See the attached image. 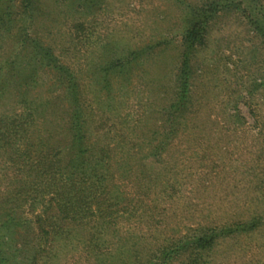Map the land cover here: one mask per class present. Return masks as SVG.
Instances as JSON below:
<instances>
[{
    "label": "rangeland",
    "instance_id": "rangeland-1",
    "mask_svg": "<svg viewBox=\"0 0 264 264\" xmlns=\"http://www.w3.org/2000/svg\"><path fill=\"white\" fill-rule=\"evenodd\" d=\"M1 4L0 264H264V0ZM73 112L111 216L45 243L53 195L25 163L72 157Z\"/></svg>",
    "mask_w": 264,
    "mask_h": 264
},
{
    "label": "trees",
    "instance_id": "trees-1",
    "mask_svg": "<svg viewBox=\"0 0 264 264\" xmlns=\"http://www.w3.org/2000/svg\"><path fill=\"white\" fill-rule=\"evenodd\" d=\"M0 0V28L7 30V22L4 20L5 12L3 11ZM20 3L26 8L24 11L29 10L33 4L34 0H19ZM3 14V15H2ZM198 28L193 27L189 29L185 35V42L190 45L191 42L195 41L197 38ZM41 49V48H40ZM42 51V58L48 62L47 65H52L55 63V58L48 50ZM36 54V52H35ZM187 65L186 61L182 64L180 86L183 91L182 94L188 90V70L185 68ZM73 94V92H72ZM180 96V100H183L185 96ZM74 101L76 98H72ZM76 112L71 114V127L72 132V142L71 148L73 150L72 157L64 162V159L60 157L61 150H56L52 152L51 157L41 155V151L36 149V153L42 157L38 160V164H34L33 154L34 150L18 152V157L25 160L27 155L32 160V164L28 165L26 161L25 165L29 167L30 171L36 173V177L42 178L44 182L41 184L47 188V192H51L53 196L50 198V206L47 210L52 212L51 215L45 217L44 214L38 217V229L41 235V238L44 242H48L49 236L51 234V229L56 231L62 227V224H57L58 222L63 223L64 221H85L89 218H101L106 219L111 216L110 204H106L105 199L103 200L101 195L106 191L104 190V182L108 176V165L105 156H101L95 159H92L90 150L86 148L81 142L84 134L82 128L74 123V118L76 117ZM12 124L14 126V131L18 129V124ZM3 127H0V142L1 140L4 143L7 141L8 132L5 130L1 131ZM10 134V133H9ZM3 143V142H2ZM7 143V142H6ZM19 151V150H17ZM52 151V150H51ZM33 158H32V157ZM55 156V158H53ZM94 161V162H92ZM98 167H102L104 171H100ZM46 179V182L45 180ZM33 184L31 182H24V186H29L28 191L32 189ZM50 189V190H49ZM100 192V193H99ZM106 205V206H105ZM46 210V211H47ZM45 213V211H44ZM54 213V214H52ZM54 219V221H53ZM3 226H0V229ZM4 237H0V245H4ZM211 244V240L199 239L198 245L200 247H206ZM2 250L0 249V257H2ZM3 261V259L1 260ZM30 264H34L37 261L36 254L31 256L29 259Z\"/></svg>",
    "mask_w": 264,
    "mask_h": 264
}]
</instances>
